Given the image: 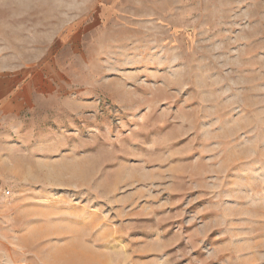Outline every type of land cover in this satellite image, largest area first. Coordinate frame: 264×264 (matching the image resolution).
<instances>
[{
  "label": "rangeland",
  "instance_id": "1",
  "mask_svg": "<svg viewBox=\"0 0 264 264\" xmlns=\"http://www.w3.org/2000/svg\"><path fill=\"white\" fill-rule=\"evenodd\" d=\"M0 264H264V0H0Z\"/></svg>",
  "mask_w": 264,
  "mask_h": 264
}]
</instances>
